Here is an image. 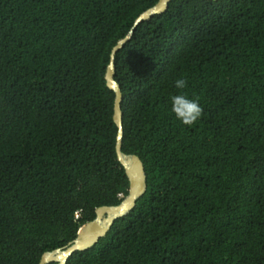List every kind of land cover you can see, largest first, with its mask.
<instances>
[{"label":"trees","instance_id":"1","mask_svg":"<svg viewBox=\"0 0 264 264\" xmlns=\"http://www.w3.org/2000/svg\"><path fill=\"white\" fill-rule=\"evenodd\" d=\"M157 1L0 0V264H38L127 194L105 71ZM115 79L146 190L66 264H264V0H171ZM177 93L203 108L191 127Z\"/></svg>","mask_w":264,"mask_h":264},{"label":"water","instance_id":"2","mask_svg":"<svg viewBox=\"0 0 264 264\" xmlns=\"http://www.w3.org/2000/svg\"><path fill=\"white\" fill-rule=\"evenodd\" d=\"M171 0H158L155 4L142 11L135 19L133 26L112 47L109 62L105 71L106 86L114 92L113 121L116 125L115 153L128 179V191L117 204L100 205L95 208L93 219L83 223L77 230L73 239L65 245L48 251H44L38 264H66L68 258L75 251H83L92 247L97 241L106 235L114 221L127 215L135 206L136 201L146 190V173L142 160L133 153L122 150L123 120L121 102L123 95L119 83L115 79L116 53L131 39L135 28L143 21L151 19L156 14L165 12Z\"/></svg>","mask_w":264,"mask_h":264},{"label":"clouds","instance_id":"3","mask_svg":"<svg viewBox=\"0 0 264 264\" xmlns=\"http://www.w3.org/2000/svg\"><path fill=\"white\" fill-rule=\"evenodd\" d=\"M188 80L186 77H177L174 81V87L183 90L187 87ZM171 111L182 125L191 127L203 114V108L200 106L198 99L189 98L187 95L177 93L170 96Z\"/></svg>","mask_w":264,"mask_h":264}]
</instances>
